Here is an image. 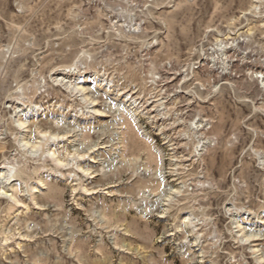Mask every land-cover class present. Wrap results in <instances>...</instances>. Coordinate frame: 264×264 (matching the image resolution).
Here are the masks:
<instances>
[{"label": "rangeland", "instance_id": "374dc122", "mask_svg": "<svg viewBox=\"0 0 264 264\" xmlns=\"http://www.w3.org/2000/svg\"><path fill=\"white\" fill-rule=\"evenodd\" d=\"M0 167V264H264V0H0Z\"/></svg>", "mask_w": 264, "mask_h": 264}, {"label": "bare ground", "instance_id": "6f19581e", "mask_svg": "<svg viewBox=\"0 0 264 264\" xmlns=\"http://www.w3.org/2000/svg\"><path fill=\"white\" fill-rule=\"evenodd\" d=\"M65 70H67V69H64V70H62L61 71V74L60 75H62L63 73H64V71ZM59 73V72H58ZM64 75V74H63ZM153 108V107H152ZM92 114V113H91ZM5 168H7V167H5ZM4 167H0V184L2 185V187L3 188H1V190L3 191V189H4V186H5V184L3 183V178L6 176V169H5ZM1 181H2V183H1ZM5 181V180H4ZM7 181H9V180H7ZM7 181H6V183H7ZM4 192V191H3ZM18 203V202H17Z\"/></svg>", "mask_w": 264, "mask_h": 264}]
</instances>
